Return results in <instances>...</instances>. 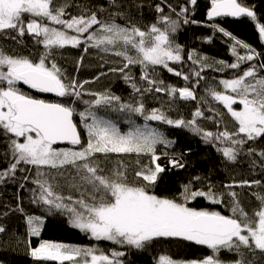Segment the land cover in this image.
Returning <instances> with one entry per match:
<instances>
[{
  "label": "snow or ice",
  "instance_id": "1",
  "mask_svg": "<svg viewBox=\"0 0 264 264\" xmlns=\"http://www.w3.org/2000/svg\"><path fill=\"white\" fill-rule=\"evenodd\" d=\"M190 2L195 5L197 0ZM69 7L68 0L59 4L56 0H0V32L14 31L20 37L27 33L44 48L38 59H33L9 53L0 47V129L7 137L8 152L5 155L10 154L11 157L8 166L0 170V182L14 177L21 164L34 166L36 179L33 183L37 185L38 195L37 189H33V203L45 205L49 213L53 210L68 213L73 227L90 233L96 240L141 249L157 238H182L211 251L202 259L187 261L160 255L157 264H257V253L264 255V194L252 193L259 207L250 215L242 207L239 194L231 189L261 186V180H233L224 186L229 189L227 193L214 190L212 185L207 191H193L190 190V181L183 186L184 191L180 194L184 202L155 195L149 188L165 171L157 162L160 159L157 145L170 146L172 141L152 127L149 121L190 128L202 134L205 141L219 142L222 147H218L217 151L228 161H236L249 142L264 138V62L249 64L231 78H221L215 86L205 89L206 96L220 102L234 122L233 130H229L228 124H223V130L205 131L197 123L198 118L204 117L200 107L195 109L190 120H185L170 118L163 108L147 110L144 103L149 93H165L170 101L177 96L181 100H197L195 85L205 79L202 75L204 69L213 66L206 56H200L195 50L187 56L193 65L189 73L177 71L169 65V62L184 60V49L175 42L173 34L181 23H197L189 21L187 7H181L176 13L177 19H172L170 15H164L163 8L157 5L156 11L161 15L146 30L133 23H116L115 16L123 15L120 12L110 13L107 19H101L98 12L90 8L84 7L79 14L72 15L67 11ZM168 7L171 9V5ZM104 11V8L99 9V12ZM221 16L250 18L256 22L258 35L264 41V23L259 22L256 12L241 0H210L207 17L211 20ZM210 27L233 41L230 51L234 61H213L217 72L241 69L261 55L223 27L215 24ZM11 38L15 40L16 36ZM68 45H83L85 51L91 47L120 57L122 66L109 71L119 73L130 86L132 92L129 99L124 100L109 90L85 93L84 85L89 81L69 79L53 56L55 50ZM134 65L141 67L140 82L128 71ZM156 66H162L185 81L195 77V85L179 88L166 85L163 80L153 77ZM19 82L40 93L67 97L71 102L35 98L21 91ZM85 94L92 99L84 100ZM77 100L85 106L79 112L75 107ZM200 100L207 103L205 97ZM101 110L105 115L100 114ZM108 111L128 113L129 130L122 132L115 122L106 118ZM213 111L221 118L217 121L219 125L224 114L215 109ZM133 114L142 116L144 124H136L131 119ZM76 115L80 118L82 129L74 120ZM82 130L86 134V143ZM63 142L72 147L56 146ZM110 154L149 156L148 164L142 165L139 159L136 160L138 170L135 177L143 183L129 181L128 169L123 161H117L114 168L107 170L100 157L106 159ZM246 154L259 156L260 166L264 168V150L257 152L255 148L247 147ZM170 163L177 168L184 167L175 157ZM44 168L47 171H43ZM69 169L75 173L70 187L79 193L76 198L55 191L60 187L59 178L64 177ZM200 179L193 178L195 181ZM225 194L230 198L231 215L187 206L188 200L201 196L213 204H222ZM16 210L23 212V208ZM26 220L28 234L39 236L44 217L28 215ZM5 231L6 228L0 225V233ZM222 251L234 253L236 258L223 260ZM30 254L38 260L56 264H124L120 259L124 253L120 251L106 253L96 247L47 240L32 248Z\"/></svg>",
  "mask_w": 264,
  "mask_h": 264
},
{
  "label": "trees",
  "instance_id": "2",
  "mask_svg": "<svg viewBox=\"0 0 264 264\" xmlns=\"http://www.w3.org/2000/svg\"><path fill=\"white\" fill-rule=\"evenodd\" d=\"M62 0H56L61 3ZM246 6L252 8L259 22L264 23V0H241ZM70 7L67 9L72 15H77L82 8L87 7L98 12L101 19H107L110 13H123V15L115 16V22L121 25L133 23L141 29L146 30L151 24L156 23L161 15L156 11V6L163 8L164 15H170L172 19H177L176 13L181 7H187V17L189 21L195 20L197 23H181L180 28L173 34V39L184 49L182 62H169L170 67L177 71L189 73L193 68L192 62L187 59L190 52L200 56H206L208 62L212 63L211 68L204 69L202 79L199 85H195V77H191L189 81L183 80L182 77L174 75L162 66H156L153 69V77L163 80L166 85H173L177 88L186 85H195L197 100H181L177 96L174 101L165 93H149L145 98V107L147 110L152 108H163L167 115L172 119L183 118L190 120L192 113L197 107H200L204 113V117L198 118V125L205 131L216 132L223 130V124H228L229 130H233V121L227 115L226 109L220 102L212 100L206 96L205 89L210 85L215 86L216 82L221 78H231L234 73L241 72L243 68L249 64H259L264 62V41H261L254 21L248 17L240 19L217 18L210 20L207 17V9L210 7V0H197L193 5L190 0H68ZM171 5V9L168 7ZM100 8H104V12H99ZM175 9V12H172ZM183 19L182 17L180 18ZM27 21V17L25 18ZM219 25L226 31L231 32L237 39L251 45L256 52L261 55L254 61L243 65L241 69L232 70L225 69L224 72H217V65L213 61H227L232 63L234 57L230 51L233 41L225 37L217 29L210 25ZM163 27V25H159ZM16 36L13 40L11 37ZM209 37L211 39H209ZM0 47L9 53H16L25 56H31L38 59V55L44 51L42 45L35 42L32 36L27 33L23 36H17L14 31L0 32ZM133 54L134 53H130ZM241 54L243 51L241 50ZM55 62L69 79H75L77 82L89 81L84 85L83 91L104 92L109 90L111 93L120 96L124 100H128L132 89L125 83L123 77L119 73L110 72L109 69L122 66L120 57L113 55L111 52L105 53L96 48L84 50V46L79 47L65 46L53 52ZM133 77L140 82L142 75L139 65L131 66L130 70ZM23 92L35 97L34 91L30 90L22 82H19ZM219 90V89H218ZM50 102L70 103V99L53 98L47 96ZM205 97L207 103L201 102L200 98ZM84 100H90L92 97L88 94L83 96ZM75 107L77 112L84 109L83 103L76 101ZM115 107V106H113ZM239 108V105H234ZM223 113V119L218 125L217 121L221 118L216 115V111ZM101 115L105 112L101 110ZM106 118L111 119L117 124L122 132L129 130V114L121 111H108ZM131 119L138 125L144 124L142 116L133 114ZM77 125L82 129L80 118L74 116ZM152 127L157 128L164 136L172 141L170 146L157 145V155L160 159L157 161L161 167L165 169L160 173L153 186L149 188L151 192L160 197L175 198L178 202H184L181 192L184 191V185L192 181L190 190L207 191L209 185L214 190L227 193L229 189L224 186L232 183L233 180H261V186L236 187L231 189L239 194L242 207L250 215L254 209L259 207V202L252 193L260 192L264 194V168H261V159L259 156L246 154L247 147H253L259 152L264 150V138L254 142H249L245 151L242 152L236 161H228L221 152L217 151L218 147H222L219 142L205 141L202 134L193 132L190 128L183 126L168 125L161 121H149ZM82 138L86 134L81 131ZM58 147H72L64 145ZM8 152L7 137L3 130L0 129V170L8 166L11 159ZM165 153L167 155H165ZM177 158L184 165L183 168H177L170 163L171 158ZM104 161L107 170H111L117 164V161H123L128 169V179L130 182L143 183L137 181L135 171L138 170L136 160L140 163L148 164L150 157L142 155L137 157L135 154H110L106 159L100 157ZM255 161V166H253ZM20 169H24L21 171ZM47 171V168L42 169ZM75 175L71 169L65 171V175L59 178L60 187L55 191L68 196L72 195L76 198L79 193L76 189L70 187L74 181L72 177ZM28 177V179H24ZM194 177H200L199 181L193 180ZM36 179V169L34 166L21 164L14 177L6 178L0 182V225L6 228L4 233H0V264H56L53 261H43L34 258L30 252L31 249L37 247L42 241H51L55 243H65L79 245L84 247H96L106 253L111 251H120L124 256L120 259L124 264H157L160 255H168L175 260L187 261L194 259H202L210 255L211 251L205 246L198 245L182 238H157L147 243L144 248L136 249L132 246L117 245L111 241L96 240L91 238L87 233L80 229L74 228L70 223V216L63 211L53 210L48 212L45 205L41 203H33V189H37V185L33 183ZM38 195V189H37ZM224 203L213 204L206 197H196L187 201V206L196 210H215L220 211L224 215H231L230 198L225 194ZM23 208V212L17 211V208ZM28 215L43 216L44 225L39 236H30L28 234V225L26 217ZM236 258L234 253L227 251L221 252V259L233 260ZM257 264H264V255L257 253Z\"/></svg>",
  "mask_w": 264,
  "mask_h": 264
},
{
  "label": "water",
  "instance_id": "3",
  "mask_svg": "<svg viewBox=\"0 0 264 264\" xmlns=\"http://www.w3.org/2000/svg\"><path fill=\"white\" fill-rule=\"evenodd\" d=\"M242 17H246V16H242ZM242 17H228V16H221V17H214L212 18L211 20L213 19H217V18H228V19H233V20H236V19H240ZM48 95H50L51 97L53 98H58L54 93H47ZM50 102V101H49ZM64 145H70L68 144L67 142H63V143H59L58 145H56L57 147L58 146H64Z\"/></svg>",
  "mask_w": 264,
  "mask_h": 264
},
{
  "label": "rangeland",
  "instance_id": "4",
  "mask_svg": "<svg viewBox=\"0 0 264 264\" xmlns=\"http://www.w3.org/2000/svg\"><path fill=\"white\" fill-rule=\"evenodd\" d=\"M68 46H71V45H68ZM18 87L22 90V87H20V84L18 83ZM35 95V98H39V99H44L46 101H48L46 98H48L46 95H40V94H34ZM72 225V224H71ZM73 226V225H72ZM75 228V227H74ZM78 229V228H77ZM86 233V232H85ZM90 237V233H87ZM92 238V237H91Z\"/></svg>",
  "mask_w": 264,
  "mask_h": 264
},
{
  "label": "flooded vegetation",
  "instance_id": "5",
  "mask_svg": "<svg viewBox=\"0 0 264 264\" xmlns=\"http://www.w3.org/2000/svg\"><path fill=\"white\" fill-rule=\"evenodd\" d=\"M25 86H27V85H25ZM28 87V86H27ZM29 88V87H28ZM30 89V88H29ZM30 90H32V91H34L35 93H37V94H40V95H46V96H50V95H48L47 93H40V92H38L37 90H34V89H30Z\"/></svg>",
  "mask_w": 264,
  "mask_h": 264
}]
</instances>
